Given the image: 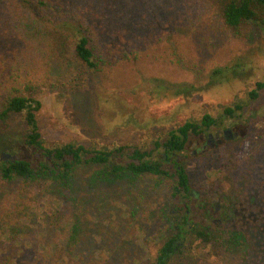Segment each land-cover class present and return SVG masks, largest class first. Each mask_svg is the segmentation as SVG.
I'll use <instances>...</instances> for the list:
<instances>
[{
    "label": "trees",
    "instance_id": "1",
    "mask_svg": "<svg viewBox=\"0 0 264 264\" xmlns=\"http://www.w3.org/2000/svg\"><path fill=\"white\" fill-rule=\"evenodd\" d=\"M254 30L264 32V0H0V139L31 153L0 159V264H18L11 241L24 242L13 234L32 217L33 190H69L80 185L78 173L86 168L91 173L83 186L97 188L100 181L110 186L126 176L152 179L149 188H162L164 204L156 218L165 221L160 230L165 239L149 264H168L189 240L217 247L233 256L234 264H264V145L256 141L246 158H229L224 177L211 190L195 188L194 173L184 164L193 156L186 154L191 143L212 129L235 127L238 135L247 134L252 120L263 119L257 110L244 117L243 105L234 103L218 116L187 119L149 148L48 145L35 115L44 90L66 86L58 70L120 87L148 63L197 67L191 31L201 39L222 32L247 40ZM238 68L213 69L210 83L230 72L240 76ZM262 89L264 82H256L249 98L257 99ZM153 91L188 98L195 89L170 82ZM10 123L16 127L6 130ZM261 130L260 137L264 126ZM148 183L141 192L150 190H142ZM216 196L222 201L217 213Z\"/></svg>",
    "mask_w": 264,
    "mask_h": 264
},
{
    "label": "rangeland",
    "instance_id": "2",
    "mask_svg": "<svg viewBox=\"0 0 264 264\" xmlns=\"http://www.w3.org/2000/svg\"><path fill=\"white\" fill-rule=\"evenodd\" d=\"M188 38L201 62L197 67L148 63L137 68L136 74L120 87L90 75L68 76L67 72L58 70L66 86L44 90L38 97L40 107L35 115L42 138L48 145L76 142L92 148L116 145L149 148L187 119H199L205 113L218 116L223 107L234 103L243 105L244 117L257 110L263 119L252 120L247 134L223 138L219 145L205 143L203 138L192 142L187 149L186 154L192 151L193 156L184 164L194 173L195 188L211 190L224 177L229 158H246L256 141L264 145V134L259 136L264 126V89L255 100L248 96L256 82H264V32L259 34L254 30L250 39L245 40L227 37L222 32L201 39L199 33L191 31ZM237 64L240 76L230 72L227 79L210 83L213 69L221 68L225 72ZM170 82L186 83L195 91L188 98L172 97L168 93L160 97L152 92V88L157 90ZM7 127L9 130L16 126L10 123ZM20 155L30 158L31 153L16 141L0 139V159ZM90 173L89 168L81 170L77 176L80 185L69 190L57 186L55 193L47 188L33 190L36 203L31 208L32 217L23 220L24 225L13 234L24 242L20 246L18 241H11L17 247L18 264L154 261L165 239L160 233L165 221L156 218L158 208L164 204L162 188H149L150 180L154 181L146 179L149 183L142 190L147 187L150 190L141 192L146 181L126 176L110 186L102 181L97 188L83 186L82 181ZM217 198L221 203L219 196L214 199ZM234 261L233 256L217 247L189 240L168 264H234Z\"/></svg>",
    "mask_w": 264,
    "mask_h": 264
},
{
    "label": "flooded vegetation",
    "instance_id": "3",
    "mask_svg": "<svg viewBox=\"0 0 264 264\" xmlns=\"http://www.w3.org/2000/svg\"><path fill=\"white\" fill-rule=\"evenodd\" d=\"M215 133H212L211 131L207 133L204 136H201L200 139H205V143H210L213 145H219L222 143L223 138L225 139H233L236 137L238 134L236 131H234L232 128H223V129H214ZM220 134H222V139L220 138ZM211 140V141H210ZM195 152V151H194ZM215 213H217L220 210V201L219 198L215 200Z\"/></svg>",
    "mask_w": 264,
    "mask_h": 264
}]
</instances>
